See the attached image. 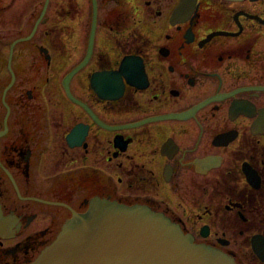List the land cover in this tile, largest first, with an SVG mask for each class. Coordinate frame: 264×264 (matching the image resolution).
Segmentation results:
<instances>
[{
	"label": "flooded vegetation",
	"instance_id": "obj_1",
	"mask_svg": "<svg viewBox=\"0 0 264 264\" xmlns=\"http://www.w3.org/2000/svg\"><path fill=\"white\" fill-rule=\"evenodd\" d=\"M5 1L0 217L10 229L0 264L32 262L93 198L147 207L236 264L239 235L264 264V0H89L77 58L66 49L82 43L85 13L50 25L52 0L35 19L25 0L31 14L20 22L31 28L12 37L1 11L17 0ZM20 44L36 49L37 64L29 55L15 66ZM55 63L73 65L53 79ZM120 69L128 80L101 97L93 76Z\"/></svg>",
	"mask_w": 264,
	"mask_h": 264
},
{
	"label": "water",
	"instance_id": "obj_2",
	"mask_svg": "<svg viewBox=\"0 0 264 264\" xmlns=\"http://www.w3.org/2000/svg\"><path fill=\"white\" fill-rule=\"evenodd\" d=\"M93 31L94 21L89 49ZM76 70L72 69L64 78L66 89ZM123 74L128 80L127 72L121 69L118 72L94 75L93 81L98 80L100 84L99 95L105 97L107 88H111L112 93L118 92L122 87L120 75ZM9 229L8 219L1 218L0 234ZM256 250H259L257 245ZM258 254L260 256L261 251ZM29 264L236 263L232 256L218 249L195 243L193 237L185 234L179 225L147 207H127L117 202L93 198L86 211L74 213L65 221L55 239Z\"/></svg>",
	"mask_w": 264,
	"mask_h": 264
},
{
	"label": "rangeland",
	"instance_id": "obj_3",
	"mask_svg": "<svg viewBox=\"0 0 264 264\" xmlns=\"http://www.w3.org/2000/svg\"><path fill=\"white\" fill-rule=\"evenodd\" d=\"M64 1V0H63ZM10 2V0H6L5 3ZM60 2H62V0H52L51 1V8L49 11H47V15L50 16V21L49 24L51 25V22H53V20H55V18L60 17V16H66L67 13H69V15L73 18L75 17V15H85L87 16V18L82 22V33L80 35V41H82V43H77V45L75 43H71L67 45V49H66V54L70 55L72 58H77V55L83 51L84 45H85V41H84V37L88 34V30H89V12H90V7H88L90 5V2L88 0V3L85 4V2L81 3V0H66L65 3L67 5V11H60L59 16H56V12L59 9H61V7L58 5L60 4ZM25 3V0H17L15 1L12 6H11V10L10 11H1L2 12V22H1V29H4L6 31H11L10 36L12 37H18L20 35H25L26 33H28V30L31 28L30 24H31V18L29 19L28 25L25 24V18L26 15L31 14L30 11L26 10V6H23ZM43 4V0H34L33 2V11L32 13L34 14V19L37 17L38 13L41 10ZM25 12L26 14H19V12ZM85 13V14H84ZM13 14V16H12ZM16 14V15H15ZM20 17L24 18L23 22H20ZM76 18V17H75ZM86 22V23H85ZM79 27V25L77 26V28ZM75 28H76V20H75ZM85 31V33H84ZM132 30H130L131 32ZM264 39V37L262 38ZM79 41V42H80ZM84 41V42H83ZM8 42L3 43L2 45H0V56L2 57H7L8 55V47H9ZM99 44H102V47L105 46L106 41L102 40L101 34L98 33V42L96 41V45L100 46ZM16 52L15 55L18 57L17 64H15V66L20 67L19 69H25L26 67V63L23 61L28 60V58H26L27 56L31 55V58L28 61H33L34 64H37L39 62V58H38V53L36 51V49L33 47H31L30 49L23 45L20 44L16 47ZM30 51H33V54L30 53ZM22 57V59H20ZM75 60V59H74ZM73 60V61H74ZM5 66V63H2L1 66ZM57 65V67H55ZM58 65L61 66L60 68H58ZM73 64H68V63H64V65L62 64H53V67H51L49 69V74H54L55 76H57L58 71L60 75H64V73L69 70L71 68ZM18 69V70H19ZM2 71L4 72V70L2 69ZM40 71L41 73L44 72V68H43V64H41L40 66ZM53 75V79H55L56 77ZM35 77V75H34ZM44 78L45 75L41 76V79L39 80V83L41 81V83H44ZM49 86V85H48ZM55 97V96H54ZM51 97V98H54ZM245 227H247L248 229V225H246ZM246 229V230H247ZM248 231V230H247ZM250 231L248 233H246V235H250ZM244 237H240L239 235H236L235 239L237 240V248L239 247L241 249V252L238 253L237 252V261L238 264H260L255 262L251 256V250L249 245H245L242 244L241 242L244 241L243 239Z\"/></svg>",
	"mask_w": 264,
	"mask_h": 264
}]
</instances>
